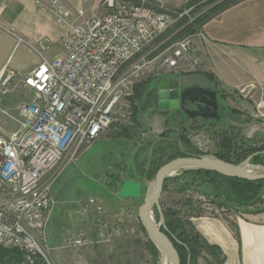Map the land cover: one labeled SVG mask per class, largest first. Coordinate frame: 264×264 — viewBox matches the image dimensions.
<instances>
[{
    "label": "built area",
    "instance_id": "1",
    "mask_svg": "<svg viewBox=\"0 0 264 264\" xmlns=\"http://www.w3.org/2000/svg\"><path fill=\"white\" fill-rule=\"evenodd\" d=\"M48 1L55 22L65 28L64 53L47 58L48 39L25 41L39 62L22 75L10 67L0 70V93L14 80L29 92L12 111L0 108L16 125L12 130L0 126V247L19 251L18 264H50L38 237L53 206L54 181L64 164L110 127L119 105H126L128 78L150 62L138 55L192 8L187 6L191 0H102L106 12L78 20L59 0ZM167 3L185 7L172 15L164 8ZM190 38L176 43L159 64L175 69L192 61L199 67ZM87 202L96 210L94 232L68 234L66 248L108 240L103 210L95 199Z\"/></svg>",
    "mask_w": 264,
    "mask_h": 264
},
{
    "label": "rangeland",
    "instance_id": "2",
    "mask_svg": "<svg viewBox=\"0 0 264 264\" xmlns=\"http://www.w3.org/2000/svg\"><path fill=\"white\" fill-rule=\"evenodd\" d=\"M132 2L135 3L134 0ZM198 3L187 5L192 6V8L183 15H191ZM182 7H185V4L167 3L164 5V8L172 15H177ZM206 9L205 6L195 11L194 15H199ZM175 23L158 35L138 55V57L145 56V59L150 62L145 65L138 76L128 78V84L123 87V91H130V94L123 97L126 105L122 104L117 108L116 120L104 134L84 147L74 161L64 164L54 181L52 185L54 201L51 213H49L48 230L54 229L52 237L58 235V241L56 249L50 252L51 255L45 247L46 241L41 240L42 235L38 237V242L47 255L50 264H160L161 255L158 250L156 252L150 247L149 243L151 242L148 240L137 215L138 206L143 202L147 188L140 198L119 197L117 195L119 187L116 185L113 176L116 175L121 178L130 175L136 176L135 171H139L142 174L138 178L144 177L145 171L149 167L148 163H144L146 142L154 140L155 143L160 142L165 147L170 144L166 147V151L169 154H174L177 150L172 140L176 138L181 126L185 127L184 133L190 146H178L177 149L186 155H214L213 153L217 148V138L213 137L216 133L213 131H217L227 124L234 125L235 132L244 137H252L254 132L264 134V107L258 108L253 102L256 97H264L260 91L257 96H252L247 91L243 92L244 95L233 92L231 96H227L225 101L218 95L217 102L221 118L209 129L196 128V124L199 122L196 119L195 121L185 118L183 119L184 122L181 123H178V119L174 122L172 119L167 120L165 114L170 110H159L158 108L157 110L155 107L151 108L150 105L144 106V109L138 106V114L133 118L128 97L132 94L136 83L146 81L143 87L144 92H142L144 102L148 99L146 92L151 87V83L157 84L155 80L150 81L151 79L175 75L177 72L180 74L179 80L182 84L191 82L206 84L199 76L201 75L199 73L200 66L191 65L192 61H189V64H182L188 70L172 68L166 72L162 68V70L156 68L159 65V59L169 55L172 48L181 40L174 39V34L178 31L174 29ZM159 54L160 56L157 57ZM182 70L184 72H180ZM189 71L194 72L189 73ZM195 72H198L199 75L195 74L193 79L190 78ZM182 76H189V79L184 80ZM219 89L224 91L220 87ZM4 90V94L0 93V108L5 110L12 111L15 104L26 100V96L28 97L27 91L18 82H12ZM231 109L235 110L236 113H232ZM0 126L5 130L16 127L15 122L10 120L1 110ZM169 128L172 130L167 132L165 136L160 135ZM124 130L128 132V135L124 134ZM160 138L165 139L160 140ZM162 160L163 163L167 162L169 160L168 155ZM184 171L186 170L178 171L167 177L169 180H167L159 199L161 209L173 208L179 210L180 213H190V215L201 210L205 214L220 216L227 220H231L232 217L242 212L241 208L227 200L228 192H225L222 187L219 188L216 183L209 182L207 176L196 174L195 177L191 178L189 174H183ZM153 178L145 181L147 186ZM219 184L221 186V183ZM89 198L95 199L98 207L103 210L102 222L107 225L110 233L108 240L94 243L89 247L66 248L65 242L68 234L82 232L89 235L94 232L97 216L95 206L89 205L87 202ZM255 206L254 208L260 207V205ZM153 216L155 222L158 223L160 216L156 208L153 210ZM116 229L121 232L119 234L114 233ZM54 255L58 258L59 263H55ZM199 261L201 264H206L202 257L199 258Z\"/></svg>",
    "mask_w": 264,
    "mask_h": 264
},
{
    "label": "crops",
    "instance_id": "3",
    "mask_svg": "<svg viewBox=\"0 0 264 264\" xmlns=\"http://www.w3.org/2000/svg\"><path fill=\"white\" fill-rule=\"evenodd\" d=\"M59 2L78 20L106 12L102 0ZM64 32L65 28L55 22L48 0H0V70L10 67L22 75L39 62V55L25 41L36 44L41 39H48L49 46L45 53L47 58L64 53L61 45ZM191 39L192 53L201 60V75L195 72L190 78L193 79L198 74L205 81L204 85L213 86V83L202 76V72L209 73L217 82L216 90L220 87L229 96L233 92L243 94L244 91L250 92L252 96H257L259 91L264 94V0H241L228 6L212 15L198 32L191 35ZM156 68H162L166 72L171 69L162 64ZM177 68L186 69V66L180 64ZM179 75L176 72L167 77L179 79ZM182 78L189 79V76ZM152 80L156 81V78L150 81ZM13 82L21 84L18 80ZM151 84L150 89L154 88L156 93V85ZM24 89L29 95L28 90ZM253 102L258 108L264 107V97H256ZM165 115V119L174 116L173 122L178 119V123H181L185 119L180 118L176 111H168ZM131 179L138 180V177ZM49 221L50 215L41 240L46 241L45 247L50 253L56 249L58 235L52 237L54 229L48 230ZM191 222L203 238L210 244L219 246L225 256L222 264H264V210L254 212L242 209L231 220L203 214L191 217ZM231 222L236 226L239 239L235 236ZM54 261L59 263L55 255ZM198 264H201L199 259Z\"/></svg>",
    "mask_w": 264,
    "mask_h": 264
},
{
    "label": "trees",
    "instance_id": "4",
    "mask_svg": "<svg viewBox=\"0 0 264 264\" xmlns=\"http://www.w3.org/2000/svg\"><path fill=\"white\" fill-rule=\"evenodd\" d=\"M241 0H191L187 5L193 3H198L197 8L191 12V15H183L180 17L174 25V29L178 30L174 34V39H183L186 36H190L198 32L201 26L212 16L219 13L221 10L227 8L230 5H233ZM136 4L139 3V0H134ZM207 7L206 11H202L199 15H194L195 11L203 7ZM202 76L214 84V87L217 88V82L214 81L209 73H203ZM144 83H136L133 87L132 94L128 97L131 103L133 118L138 114V106L144 109V106H151L157 109L155 104L156 93L155 89H148L146 92L148 99L144 102L142 99V92H144ZM216 92L219 96L225 100L228 93L223 90L217 89ZM141 103V104H140ZM140 104V105H139ZM148 108V107H147ZM232 113H236L235 110H230ZM221 118V115L218 114L212 123H197L196 128L199 129H209L215 122H218ZM173 120L174 116L167 118V120ZM185 127L181 126L176 134V138L173 141V145L177 150L174 154H169L166 151V147L160 142L155 143L154 140H149L145 144L144 149V163H148L149 167L145 171L144 177L138 178L142 183V193L146 190L145 181L153 178L157 169L163 163V158L168 155V159L171 160L175 157L186 156V153L178 151V146H190L189 140L187 139L185 133ZM125 135H128L127 131H123ZM215 135L213 137L217 138V148L213 153L220 159L231 163H239L243 161L249 155L251 156L250 162L254 164L264 165V134L255 133L252 137L241 136L238 132H235V127L232 124H227L223 128H219L217 131H213ZM212 132V133H213ZM166 135V134H165ZM164 135V136H165ZM165 138H160L164 140ZM164 144V143H163ZM162 145V146H160ZM189 155V154H187ZM198 156V154H192ZM168 160V161H169ZM165 163V162H164ZM136 176H126L121 178L120 176H113L116 185L122 183L126 178L139 177L142 173L135 171ZM138 174V176H137ZM183 174H189L191 178L195 177L196 174H203L207 176V180L216 183L219 188L225 192H228L226 196L227 200L233 202L237 207L249 211H263L264 210V179L262 180H246L237 177L224 176L216 171L208 169H189L183 172ZM169 178H166L163 183L164 190L166 182ZM221 183V186H219ZM255 205H260L256 207ZM254 208V209H249ZM162 214L164 217V226L161 230L170 238L172 241L175 250L179 256V264H198V259L202 257L206 264H222L225 260L223 252L219 246L210 244L205 238H203L195 229L193 223L191 222V217L199 216L205 214L201 210L195 214H186L180 213L179 210L173 208H162ZM231 226L235 230V236L239 239L235 225L231 222ZM150 247L154 251L158 252L156 247L149 243ZM207 255H204V254ZM21 255L20 252L16 249L2 248L0 247V264H18L20 262Z\"/></svg>",
    "mask_w": 264,
    "mask_h": 264
},
{
    "label": "water",
    "instance_id": "5",
    "mask_svg": "<svg viewBox=\"0 0 264 264\" xmlns=\"http://www.w3.org/2000/svg\"><path fill=\"white\" fill-rule=\"evenodd\" d=\"M178 78H163L156 84V106L159 110H184L187 116L217 115V94L215 89L203 85L182 86ZM197 102V110L187 109L184 104ZM202 105V107H199ZM211 110L210 113L202 110ZM166 132L160 135L164 136ZM264 152V150L262 151ZM252 155L235 164L214 155H186L175 157L163 163L156 171L154 178L148 184L143 202L138 206L137 215L141 226L146 232L148 240L159 251H164L169 257L170 264H179V256L170 238L161 230L164 226L162 209L159 204L164 180L178 171L188 169H208L224 176L237 177L246 180L264 179V166L250 162ZM117 195L122 198H140L142 183L134 179H124L119 186ZM159 213V221L155 222L153 210Z\"/></svg>",
    "mask_w": 264,
    "mask_h": 264
},
{
    "label": "flooded vegetation",
    "instance_id": "6",
    "mask_svg": "<svg viewBox=\"0 0 264 264\" xmlns=\"http://www.w3.org/2000/svg\"><path fill=\"white\" fill-rule=\"evenodd\" d=\"M163 78H167V79H170V78H175V77H159V78H157L156 79V82H158L159 80H161V79H163ZM181 83V82H180ZM196 83H186V84H181L182 86H186V85H195ZM198 85H203V84H198ZM203 86H206V87H208V88H212V89H215V91H216V87H214V85L213 86H207V85H203ZM216 94H217V97H218V93L216 92ZM196 104H197V102H194V103H192V104H189V103H187V104H184V106L185 107H187V109H194V110H197V107H196ZM199 107H202V105H199ZM176 112H177V114H178V116L179 117H182V118H186V119H189V120H191V119H193V120H199L200 122L199 123H204V122H207V121H212V119H214L218 114H219V106H218V102H217V115L216 116H214V117H211V116H205V117H202V116H195V117H189V116H187L186 115V113L184 112V110H182L181 108H178L177 110H175ZM202 112H205V113H210L211 112V110H205V109H203L202 110ZM195 120V121H196ZM194 121V122H195ZM172 129H167V131H166V133L167 132H169V131H171Z\"/></svg>",
    "mask_w": 264,
    "mask_h": 264
},
{
    "label": "bare ground",
    "instance_id": "7",
    "mask_svg": "<svg viewBox=\"0 0 264 264\" xmlns=\"http://www.w3.org/2000/svg\"><path fill=\"white\" fill-rule=\"evenodd\" d=\"M159 254L161 255V263L160 264H170L169 257L167 256V254L164 251H162V252L159 251Z\"/></svg>",
    "mask_w": 264,
    "mask_h": 264
}]
</instances>
